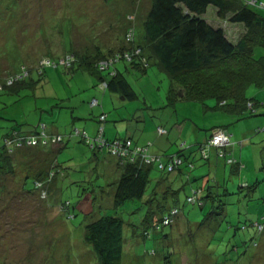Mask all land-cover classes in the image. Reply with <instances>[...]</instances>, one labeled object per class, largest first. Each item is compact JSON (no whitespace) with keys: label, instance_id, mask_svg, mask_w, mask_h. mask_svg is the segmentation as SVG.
Wrapping results in <instances>:
<instances>
[{"label":"rangeland","instance_id":"obj_1","mask_svg":"<svg viewBox=\"0 0 264 264\" xmlns=\"http://www.w3.org/2000/svg\"><path fill=\"white\" fill-rule=\"evenodd\" d=\"M149 1L129 0L127 5L125 0H0V78L28 67L32 68L30 79L37 82L42 77L35 89H0V127L16 120L35 123L41 111L48 113L54 105L65 111L69 104L64 103V97L69 91L74 96L76 88L72 74L61 66L48 69L46 66L45 80L36 65L44 56L56 58L62 55L64 39H74L78 51L85 49L79 47L77 33L86 37L90 45L102 43L104 39L100 36L106 29H113L115 36L122 37V28L129 22L127 18L131 12L139 13L137 23L140 28ZM256 9L264 14V5ZM208 18L212 22L216 19L213 9ZM219 22V26H232L228 32L232 40H238L244 31L240 24ZM121 67L124 69L123 65ZM82 72L89 75L86 71H75ZM126 76L137 97L130 99L107 91V106H99L108 113L106 136L128 135L138 140L141 134L148 135V127L162 124L170 133L157 134L159 139L152 148L160 153L183 148L185 154L195 158L194 186L206 188L210 185L215 195L227 194L220 196L226 202L224 217L201 227L199 232L203 236H196V230L202 225L210 205L204 209L199 205L185 206L189 241L183 251L177 244L181 239L178 234L165 245L161 232L145 239L140 228L129 244H132L129 249L133 252H126L123 264H264V234H258L256 244L251 242L254 236L251 223L264 214V141L254 138L250 142L244 158L248 162L241 174L231 172V165L224 172L223 164L219 166V172L213 173L208 169L210 164L200 158L199 151V144L214 126L230 124L232 127L259 116L239 119L227 115L213 108L216 105L214 97L206 98L205 102L182 99L169 105L170 79L156 66H151L145 75L129 71ZM263 89L249 87L247 96H255ZM98 97L102 101V96ZM97 128L95 122V127L88 131L89 136L93 137ZM1 136L2 132L0 142ZM79 140V137H72L66 146L52 153L51 159L43 148H33L28 153L18 151L13 161V174H0V264H98L92 246L85 239L90 214H116L127 222V228L128 223L142 221L146 206L139 199L128 200L118 208L104 207L103 201L109 204L116 177L113 169L116 158L107 149L94 152L90 145ZM48 161L52 166L58 164L56 167L62 168L63 174L57 179L50 177L44 188L39 189H36L34 177H29L24 189L27 172L31 175L47 172L50 169ZM245 181L250 186H243ZM243 225L248 226L243 228ZM172 228L166 227L163 232L171 233ZM191 231L196 236L193 254L188 251L193 241ZM152 249H156V254L146 252Z\"/></svg>","mask_w":264,"mask_h":264},{"label":"trees","instance_id":"obj_2","mask_svg":"<svg viewBox=\"0 0 264 264\" xmlns=\"http://www.w3.org/2000/svg\"><path fill=\"white\" fill-rule=\"evenodd\" d=\"M263 2L257 0L255 4L248 0H151L140 28L137 23L139 13L129 14L127 18L129 22L125 26L123 36L117 37L115 47L108 46L104 41L90 45L83 37L79 47L85 49L78 51L75 49L73 38L72 41L64 39L62 44L65 46V52L56 58L44 56L36 65V69L44 79L46 66L47 69L61 66L72 76L78 69H86L94 74L104 73L100 85L105 90L134 99L137 93L126 73L122 71L121 65L124 69L132 66L141 74L147 73L151 66H156L170 79L169 105L182 99L205 102L206 98L214 97L216 105L213 108L220 109L227 115L235 118L255 115L247 108V104L254 106L251 103L255 100L247 96V90L252 86L264 87V55L256 53L257 49L264 48V14L256 9L264 5ZM125 3L128 5L130 2L125 0ZM211 7L216 8V18H220L218 20L243 26L244 31L238 40H232L228 36L223 24L215 26L213 24L215 18L213 22L208 18ZM77 36L80 35L77 33ZM31 73L32 68L28 67L0 78V89L5 87L11 90L27 87L35 89L42 77L36 82L30 79ZM107 74L110 75L109 78ZM101 116L102 114L99 120L102 123L96 135L91 137L86 131L75 128L73 137H79L95 150L107 149L118 161V173L112 183L109 204L104 201L102 204L104 207L118 208L128 200L139 199L146 206V214L138 224L128 223V228L127 222L116 214L109 212L90 214L85 228V239L92 246L98 264H123L125 254L133 252L129 249L132 244H129L133 242L132 236H135L140 228L145 239H150L154 233L161 232V240L165 245L175 240L178 234L181 239L177 244L183 251L184 245L189 241V236L186 235L189 226L185 222L186 205H199L202 209L210 205L204 214L202 225L196 230V236L197 234L203 236L199 232L202 230L201 227L212 225L213 220L217 221L224 217L226 202L220 196L227 194L226 192L215 195L212 191L213 186L210 185L206 188L195 186L190 188L193 178H196L192 174L196 167L193 156L185 154L183 148L174 153H155L151 150L152 142L140 144L133 136L109 139L105 136L103 124L107 115L104 119ZM221 129L229 133V140L225 144L216 145L211 139L214 133ZM157 131L162 135L169 130L161 124L157 126ZM42 132H45L43 138L49 140L48 142L18 145L19 141L16 139L18 136L41 135ZM57 135L62 137L57 143L48 139ZM231 136L230 130L226 127L213 128L211 134L199 144L200 158L207 162L217 156L231 165V172L241 174L244 165L234 156L233 146L237 144ZM66 137L69 138L68 135ZM65 139L63 134L51 133L47 123L41 120L31 132L20 133L15 129L10 130L2 136L0 142V174L14 172L13 161L16 152L28 153L33 148H43L51 159L52 153L58 150L51 149V145L58 147L64 145ZM114 141L122 143L118 155H113L109 150ZM57 165L52 166L50 163V169L45 173L40 171V174L31 175L27 172L24 189L29 177H34L36 189L44 188L50 177L57 179L63 174L62 168L60 170ZM173 183H177L176 186ZM243 186L250 185L245 181ZM181 194L184 195L183 198ZM251 225L254 229L251 242L256 244L258 234L260 236L264 234V214ZM166 227H173L171 233L163 232ZM192 233L195 232L191 231ZM191 236L193 241L188 251L193 254L196 250L194 244L196 236L195 234ZM146 252L156 254V249ZM130 255L134 256L133 253Z\"/></svg>","mask_w":264,"mask_h":264},{"label":"crops","instance_id":"obj_3","mask_svg":"<svg viewBox=\"0 0 264 264\" xmlns=\"http://www.w3.org/2000/svg\"><path fill=\"white\" fill-rule=\"evenodd\" d=\"M151 1V0H150ZM149 1V4H150ZM261 1V0H259ZM257 2V0H256ZM130 4V3H128ZM150 6V5H149ZM149 8V7H148ZM147 8V10H148ZM213 9L214 12L216 13V8L211 7L209 9V11ZM146 14V13H145ZM217 14V13H216ZM217 19L220 18H216L215 22L213 23L215 26H219V21H217ZM231 24V23H230ZM108 25V24H107ZM235 25V24H234ZM239 25V24H236ZM221 26V25H220ZM226 28L227 34L228 32L231 31L232 26H227V25H223ZM104 29V28H103ZM125 27L122 28V33H124ZM84 36L80 35L79 38V43L83 42L82 38ZM100 37H103L102 39H104V42H106V44L108 46H112L115 47V41L117 42L118 36H115V31L113 29H106L105 33H102ZM86 38V37H84ZM83 38V39H84ZM116 38V39H115ZM86 42H88L87 38L85 39ZM82 44V43H81ZM261 50L257 49V54L261 53L262 55H264V48H260ZM81 71H86L89 73H75L72 76V81L75 82L74 84V96L73 94H70L71 92L69 91L68 94L65 95L64 97V103L65 104H69L67 106V109L65 111L61 110L60 106L58 105H54L52 107V111H49L47 113L46 110H43L40 112L39 114V120L35 123H19L18 120H16V122H9V123H4L5 126L0 127V132H2V136L4 134H6L7 132H9L10 130H17L20 133H26V132H31L35 129V125L36 123H38L40 120L44 121L47 123L49 130L51 131V133H59V134H63L65 136V144L61 145V146H57V148L55 149H60L62 146H66L67 142L72 140V137L74 136V130L75 128L78 126L79 129L81 128V130L86 131L89 134V130L92 129V127H95V122L98 123V128L97 131L99 129V127L101 126V121L99 120V117L101 114H106L107 118H108V113L105 110L99 109L101 107H106L107 106V99H108V95L107 91L105 90L100 84L102 83V78L104 76V73L102 74H98V73H91L86 69H78V72ZM122 71L129 72H136V70L132 67V66H128L127 68H125L124 70L122 69ZM148 72V71H147ZM146 73H144L145 75ZM107 78H109V74L106 75ZM105 76V78H106ZM99 84V85H98ZM92 86H95L96 89H91L89 90ZM264 88V87H263ZM89 90L88 93H86V91ZM111 91V90H110ZM114 92V91H112ZM104 93V94H103ZM63 95V94H62ZM64 96V95H63ZM98 96H102V101L100 100V98ZM107 96V97H106ZM93 97H98L99 99V103L98 104H91V99ZM251 98H254L255 100H252L253 103H251L252 105L254 104V106H251L249 104H247V108L248 110H252L253 114L255 115H250V116H259L258 118L254 117L252 119H249L246 122H238L236 126H230V124H220L215 127H219V126H223L226 127L230 130V133L232 136H234L233 141H235V143L237 144L236 146H233V150H234V156L239 158L245 168V164H247L248 159H244L246 157V151L247 148L249 147L250 142L254 139V138H260L261 140L264 141V89L258 93L255 94V96H252ZM63 99V97L60 98V100ZM90 99V101H89ZM256 101H258L259 103H256ZM59 103V102H58ZM63 103V102H60ZM98 106V107H96ZM93 107H96L94 109ZM252 107L254 109H252ZM71 108V109H70ZM249 117V116H248ZM94 118V121L92 120ZM241 119V118H239ZM106 121L105 120L103 122L104 126H105V136H106ZM161 124H158L157 126H159ZM157 126H154V128L152 127H148V135H146V133H143L140 135V137L138 138V140H135L136 142L140 143V144H145L147 142H152V147H154L157 144V139H159V137H157L159 134L157 131ZM164 126V125H163ZM165 127V126H164ZM183 130V129H181ZM96 131V133H97ZM145 132V130H144ZM95 133V135H96ZM170 133V131H168L165 134L162 135H168ZM211 134V132L209 134H207V136H209ZM68 135L69 138H67L66 136ZM70 135V136H69ZM1 136V138H2ZM206 136V137H207ZM231 136V137H232ZM107 137V136H106ZM116 137H122V136H114L112 138L107 137L109 139H114ZM156 139V140H155ZM76 140V139H75ZM140 140V141H139ZM80 141V140H79ZM238 143H243V145L241 147L238 146ZM54 146L56 147V145H51V149L54 148ZM151 150L155 153H160L158 152V150L156 148H152ZM158 149L159 146H157ZM93 149V148H92ZM94 152H102L104 149H93ZM174 153L173 152H168V151H164V153ZM114 162V167L113 169L115 170V176L117 177V173H118V169H117V159ZM208 164H210V166L208 167V169L210 171H212L213 173L215 172H219L218 168L221 164H223V168H224V172H226L227 170V166L229 164H227V162L222 159V158H218L217 156L211 158V160L207 161ZM115 177V179H116ZM175 184V185H174ZM177 183H173L174 186H176ZM194 187V184H192V186H190V188Z\"/></svg>","mask_w":264,"mask_h":264},{"label":"built area","instance_id":"obj_4","mask_svg":"<svg viewBox=\"0 0 264 264\" xmlns=\"http://www.w3.org/2000/svg\"><path fill=\"white\" fill-rule=\"evenodd\" d=\"M253 2L255 3L256 0H253ZM99 101L97 98H93L92 99V104H98ZM106 116V114H102L101 118L104 119ZM79 132V130H77ZM162 131V130H161ZM43 135L45 136V132H42L41 135L37 134V135H28L27 137L25 136H18V138H16L19 142L18 145L23 146V145H37L39 144L41 141H43L44 143L48 142L49 140H47L46 138H43ZM48 139H52L51 141L54 143H57L58 141H60L62 139V137L60 135L54 136L52 138L48 137ZM99 139V138H98ZM212 142L216 145L219 144H225L226 142H228L229 140V133L226 130H218L216 133H214L213 137H212ZM8 143H10L8 141ZM130 144V142L128 141V145ZM92 145H94L92 143ZM122 143L121 141H114L111 145H110V152L115 155L118 153H120V147H121ZM231 161V159L229 160ZM39 185H41L40 182H38Z\"/></svg>","mask_w":264,"mask_h":264}]
</instances>
